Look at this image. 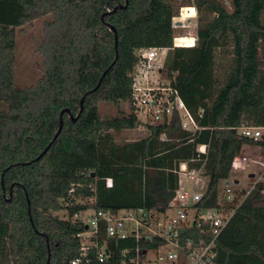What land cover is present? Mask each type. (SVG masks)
Segmentation results:
<instances>
[{
    "label": "trees",
    "instance_id": "1",
    "mask_svg": "<svg viewBox=\"0 0 264 264\" xmlns=\"http://www.w3.org/2000/svg\"><path fill=\"white\" fill-rule=\"evenodd\" d=\"M193 4L197 42L172 48V19L185 7L178 0H0V264H70L84 231L69 221L74 214L162 212L177 189L180 164L207 178L198 206H217L219 183L246 143L233 129L264 127V0ZM45 16L36 49L42 75L16 88V30ZM178 38L192 44L191 37ZM149 48L172 50L161 74L203 129L183 132L174 117L147 126L142 139L117 144L110 132L138 126L131 86L137 52ZM100 102L129 104L130 113L103 120ZM199 145H208L206 157H197ZM59 211L69 220L53 215ZM195 231L189 236L198 237ZM102 240L110 254L102 264H120L126 242L103 232ZM216 263L264 264L259 194L245 199L218 237Z\"/></svg>",
    "mask_w": 264,
    "mask_h": 264
},
{
    "label": "built area",
    "instance_id": "2",
    "mask_svg": "<svg viewBox=\"0 0 264 264\" xmlns=\"http://www.w3.org/2000/svg\"><path fill=\"white\" fill-rule=\"evenodd\" d=\"M176 20L172 19V28H176ZM191 40L192 44L187 45L182 38L174 37L172 48L193 47L197 37ZM167 50L149 48L137 52L130 97L132 114L138 127L146 130L147 126L169 124L175 117L183 132L194 135L203 128L198 126L174 86L161 75ZM159 57L157 73L153 75ZM201 114L199 111L198 116ZM233 130L246 143L232 157L227 178L220 181L223 187L217 188L215 208L198 206L207 188L201 169L189 171L186 164H180L176 172L177 189L162 212L85 210L70 220L67 217L65 220L84 227L77 235L79 255L70 264L104 263L110 254L107 242L99 243L102 232L108 240L126 242L120 250V264H217V239L235 212L253 193L264 198V127L241 126ZM163 139L161 135L160 140ZM207 150L208 145L197 146V157H206ZM194 230L198 237L189 236L188 232Z\"/></svg>",
    "mask_w": 264,
    "mask_h": 264
},
{
    "label": "rangeland",
    "instance_id": "3",
    "mask_svg": "<svg viewBox=\"0 0 264 264\" xmlns=\"http://www.w3.org/2000/svg\"><path fill=\"white\" fill-rule=\"evenodd\" d=\"M220 1H222L226 7L229 6V0ZM178 3L183 4L185 7H182L183 9L180 8L178 10V17L176 18H181L179 17L180 12L182 15H186L187 18L183 21V23L176 22V28H173L174 36H196L199 14L197 12V9L194 7L193 0H178ZM47 20H49V16L41 17L37 20H34L31 24H25L24 26H22L20 31L16 30L14 63V84L16 88L22 89L34 85L42 75L43 59L41 55L37 53L36 49L42 42V26L43 23ZM171 51L172 50H167L165 59L170 55ZM259 56L264 62V51H260ZM160 60L161 57H159L156 61V65L153 68V75L157 73V65L160 63ZM150 79L152 80V78ZM98 113L100 118L103 120L114 119L118 117L127 116L130 113V107L129 104L124 103L119 105H113L111 103L100 102L98 103ZM110 133L112 134L114 141L117 144L136 141L148 136L149 134L145 128L138 126L133 130H122L120 132ZM202 178L205 182H207V178ZM181 185L185 186L183 181H181ZM222 187L223 183H220L219 188ZM187 189L190 190L189 188ZM53 215L57 216L61 220L67 219V213L65 211H59L54 213Z\"/></svg>",
    "mask_w": 264,
    "mask_h": 264
},
{
    "label": "water",
    "instance_id": "4",
    "mask_svg": "<svg viewBox=\"0 0 264 264\" xmlns=\"http://www.w3.org/2000/svg\"><path fill=\"white\" fill-rule=\"evenodd\" d=\"M61 126H62V122L60 121L59 129H58L57 133L55 134L53 140H55V138L58 136V134H59V132H60V130H61ZM53 140L48 144V146L44 149V151H43V152H42V153H41L36 159H39L41 156H43V155L46 153V151H47V150L49 149V147L51 146ZM198 187H200V183H199ZM106 254H107V251H106Z\"/></svg>",
    "mask_w": 264,
    "mask_h": 264
},
{
    "label": "bare ground",
    "instance_id": "5",
    "mask_svg": "<svg viewBox=\"0 0 264 264\" xmlns=\"http://www.w3.org/2000/svg\"><path fill=\"white\" fill-rule=\"evenodd\" d=\"M187 17H181V18H177V23H183V21L186 19Z\"/></svg>",
    "mask_w": 264,
    "mask_h": 264
}]
</instances>
